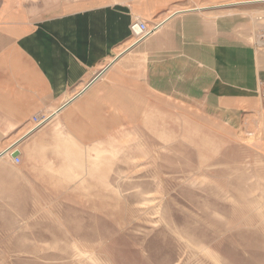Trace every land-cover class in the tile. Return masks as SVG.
I'll return each instance as SVG.
<instances>
[{
    "label": "rangeland",
    "instance_id": "obj_1",
    "mask_svg": "<svg viewBox=\"0 0 264 264\" xmlns=\"http://www.w3.org/2000/svg\"><path fill=\"white\" fill-rule=\"evenodd\" d=\"M70 1L0 0V18H45ZM250 1L214 0L225 5L211 13L247 17L238 31L256 44L264 3ZM128 57L113 69L120 106L110 95L108 117L85 118L94 140L52 128L31 149L20 148L25 136L13 144L19 164L0 158V264H264V101L228 94L258 69L164 96ZM80 157L88 165L66 180L63 159Z\"/></svg>",
    "mask_w": 264,
    "mask_h": 264
},
{
    "label": "crops",
    "instance_id": "obj_2",
    "mask_svg": "<svg viewBox=\"0 0 264 264\" xmlns=\"http://www.w3.org/2000/svg\"><path fill=\"white\" fill-rule=\"evenodd\" d=\"M213 1L71 0L56 11L48 9L45 18L21 17L15 24L0 18V140L9 139L12 146L28 134L20 143L24 151L39 145L52 128L70 136L80 131L77 141L94 140L87 136L94 131L85 118L108 117L110 95L119 105L113 92L121 91L123 97L125 87L113 69L128 56L140 65L142 85L152 94H183L187 86L198 95L219 83L214 77L228 75V81L236 82L238 76L258 69V78L248 79L250 87L231 88L228 94L230 99L249 95L264 101V51L251 31H238L247 17L237 22L229 12L212 14ZM137 18L162 25L121 55L135 42L131 23ZM48 110L55 113L54 124L48 127V121L29 133L33 117ZM85 158L63 159L66 180L81 175L82 165H88ZM41 164L35 161L32 168Z\"/></svg>",
    "mask_w": 264,
    "mask_h": 264
},
{
    "label": "built area",
    "instance_id": "obj_3",
    "mask_svg": "<svg viewBox=\"0 0 264 264\" xmlns=\"http://www.w3.org/2000/svg\"><path fill=\"white\" fill-rule=\"evenodd\" d=\"M255 21L257 23V28L255 31L256 46L264 49V14H261V13L257 14L255 17ZM161 25H162L161 23L150 25L145 20L137 18L135 21L131 23V31H132L133 38L135 40L133 45H136L137 43L151 36L152 33H154L157 29L161 27ZM261 95L264 97V88L261 90ZM33 118H34L35 124L33 128L30 130V132L34 131V129H36L39 126L46 124L49 119V117L45 115L44 116L35 115ZM19 149L12 148L11 155L14 151H17ZM14 161L15 163L19 164V162L21 161V153L18 156L14 157Z\"/></svg>",
    "mask_w": 264,
    "mask_h": 264
},
{
    "label": "bare ground",
    "instance_id": "obj_4",
    "mask_svg": "<svg viewBox=\"0 0 264 264\" xmlns=\"http://www.w3.org/2000/svg\"><path fill=\"white\" fill-rule=\"evenodd\" d=\"M257 1H260V2H262V0H251L250 1V3H255V2H257ZM221 5H224V4H220V5H211L210 7H215V6H221ZM203 8V7H202ZM170 17V16H169ZM131 45H128V47L126 48V49H124L122 52H121V54L124 52V51H126L129 47H130ZM120 57V56H119ZM117 60V59H116ZM110 65H111V63L110 64H108L107 65V67L106 68H104V69H108V67H110ZM104 69H102V70H104ZM101 70V71H102ZM106 70L104 71V73L106 72ZM104 73H102V75L104 74ZM101 75V76H102ZM76 97V96H75ZM73 99V98H72ZM67 104V103H66ZM64 107V106H63ZM55 113L54 112H52V113H50V114H48V116L47 117H49V119H48V121H50L52 118H53V115H54ZM48 121H47V123H48ZM24 138H26V136L25 137H23V139ZM22 139V140H23ZM12 146H10V147H4L3 148V150H1L0 151V158L1 157H4V155H6V156H9L10 158H12L13 160H14V157L11 155V149L13 148H17V147H14V145H13V147L11 148Z\"/></svg>",
    "mask_w": 264,
    "mask_h": 264
},
{
    "label": "water",
    "instance_id": "obj_5",
    "mask_svg": "<svg viewBox=\"0 0 264 264\" xmlns=\"http://www.w3.org/2000/svg\"><path fill=\"white\" fill-rule=\"evenodd\" d=\"M133 46H135V45H132L131 47H129L128 49H130V48H132ZM125 52V51H124ZM122 55V54H121ZM106 69H104V70H102L100 73H98L94 78H93V80L92 81H94L95 79H98L99 77H101V75H102V73H104V71H105ZM44 125V124H43ZM42 126V125H41ZM40 127V126H39ZM39 127H37V128H39ZM36 128V129H37ZM35 130V129H34ZM32 132H34V131H32ZM32 132H29V133H32ZM28 135V134H27ZM27 135H25V136H27ZM13 147V146H12ZM21 153V150L19 149V150H17V151H14L13 153H12V156L13 157H16V156H18L19 154Z\"/></svg>",
    "mask_w": 264,
    "mask_h": 264
}]
</instances>
